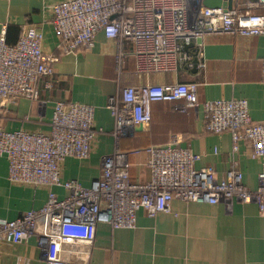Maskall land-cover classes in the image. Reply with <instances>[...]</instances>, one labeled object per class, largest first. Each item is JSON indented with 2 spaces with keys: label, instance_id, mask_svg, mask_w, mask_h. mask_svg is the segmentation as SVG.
Wrapping results in <instances>:
<instances>
[{
  "label": "built area",
  "instance_id": "1",
  "mask_svg": "<svg viewBox=\"0 0 264 264\" xmlns=\"http://www.w3.org/2000/svg\"><path fill=\"white\" fill-rule=\"evenodd\" d=\"M50 23L58 39L57 53L43 51V33L36 28L24 31L14 45L0 34V116L2 109L19 98L40 106L36 84L51 88L54 66L63 55L86 52L100 32L114 43V71L119 81L127 59H133L137 78L173 73L185 65L191 68L195 54L198 70L205 68L204 40L210 36L252 38L264 36V0H246L230 10L209 9L202 0H65L48 6ZM131 45V51L124 46ZM193 47L184 51L185 47ZM264 84V60L261 62ZM195 82L117 87L108 100L114 119L112 135L118 139L130 128H149L152 105L174 104L178 114L203 113L204 131L228 133L232 153L239 145L251 148L250 157L260 161L258 187L243 185L235 159L221 180L213 168H196L198 157L178 145L174 137L165 146H150L147 167L150 178L133 183L127 156L116 144L102 159L101 174L90 188L75 180L61 181L60 164L67 158L87 159L100 130L93 126V109L76 103L56 102L47 135L7 132L0 126V156L8 161V179L15 185L49 189L39 210L22 214L13 221H0V244L17 245L35 238L44 251L46 264H87L98 224L113 229H133L136 213L148 218L170 212L174 199L195 204L216 205L233 200L254 204L264 214V122H253L243 99L206 101L197 96ZM62 187L67 196L58 199L50 191Z\"/></svg>",
  "mask_w": 264,
  "mask_h": 264
},
{
  "label": "crops",
  "instance_id": "2",
  "mask_svg": "<svg viewBox=\"0 0 264 264\" xmlns=\"http://www.w3.org/2000/svg\"><path fill=\"white\" fill-rule=\"evenodd\" d=\"M65 0H0V34L8 44L15 43L24 31L34 28L43 33L42 47L47 54H56L58 39L47 7ZM246 0H232L233 6ZM264 14V10L260 11ZM203 70L194 71L182 65L173 73L137 78L133 59H127L118 81L114 71V43L102 33L95 37L94 47L86 52L63 55L54 66L51 88L44 81L36 84L40 106L26 98L6 105L0 126L7 132L19 130L47 135L56 102L76 103L93 109V126L100 130L87 159L67 158L60 164L61 181L75 180L84 188L101 174L102 159L112 154L116 144L127 156L129 178L145 183L150 174L146 149L165 146L178 137V145L189 148L198 157L196 168H213L221 180L232 159L242 173L243 185L258 187L261 163L250 157L251 148L239 145L232 153L231 137L204 131L201 109L187 114L174 111V104L155 103L149 128L128 129L118 141L112 135L114 119L108 100L117 87L140 82L172 84L195 82L200 104L206 101L243 99L253 122H264V84L261 62L264 60V36L243 38L210 36L204 40ZM125 45V51H131ZM198 61V60H197ZM8 161L0 156V221H13L22 214L41 209L49 189L43 186L15 185L8 179ZM58 199L67 193L62 187L50 189ZM87 264H264V214L254 204H195L174 199L168 214L148 218L139 210L133 229H113L98 224ZM0 264H46L44 251L36 239L17 245L0 244Z\"/></svg>",
  "mask_w": 264,
  "mask_h": 264
},
{
  "label": "water",
  "instance_id": "3",
  "mask_svg": "<svg viewBox=\"0 0 264 264\" xmlns=\"http://www.w3.org/2000/svg\"><path fill=\"white\" fill-rule=\"evenodd\" d=\"M202 4L204 7L209 8V9L224 8V9L230 10L232 8V0H202ZM192 47H193L192 45L185 47L184 51H187L188 49ZM193 65H194V71H196L198 61H197L195 54L193 56ZM134 128L136 130H140L139 126H135Z\"/></svg>",
  "mask_w": 264,
  "mask_h": 264
},
{
  "label": "trees",
  "instance_id": "4",
  "mask_svg": "<svg viewBox=\"0 0 264 264\" xmlns=\"http://www.w3.org/2000/svg\"><path fill=\"white\" fill-rule=\"evenodd\" d=\"M5 42H6V41H5ZM16 42H17V41H16ZM16 42H15V43H16ZM15 43H13V44H8V43L6 42V44H7V45H10V46H11V45H14Z\"/></svg>",
  "mask_w": 264,
  "mask_h": 264
}]
</instances>
